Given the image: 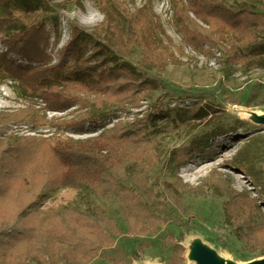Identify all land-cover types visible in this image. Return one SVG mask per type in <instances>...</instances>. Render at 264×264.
<instances>
[{"label":"rangeland","instance_id":"374dc122","mask_svg":"<svg viewBox=\"0 0 264 264\" xmlns=\"http://www.w3.org/2000/svg\"><path fill=\"white\" fill-rule=\"evenodd\" d=\"M107 1L118 17L116 26L130 37L120 50L99 34L105 18L95 26L88 19L89 12H102L98 0H48L51 11L46 15L43 42L46 59L30 62L7 56L33 67H50L63 57L71 61L73 52L66 55L65 48L75 29H82L104 44L118 64L130 66L152 82L149 91L137 104L112 101L108 94L79 92L82 102L51 108L44 97L21 87L3 70L2 55L8 45L0 30V111L32 106L43 119L38 124L17 123L0 115V139L3 144L32 139L83 140L115 126L140 129L144 142L153 144L154 151L146 161L126 169L124 176L129 181L124 187L146 197L150 209L134 224L139 231L133 234L128 231L134 223L132 197L124 192L104 196L87 188H53L41 198L39 211L50 213L65 206L86 211L95 205L115 219L122 233L113 235L114 245L103 249L90 264H170L173 246L167 245L169 236L183 245L185 264H197L190 252L194 243L203 244L211 260L219 264L264 257L260 244L249 246L238 236L251 233V223L248 208L236 196L246 189L264 213V185H255L256 180L264 181V63H231L227 59L230 46L224 41L208 54L187 44L175 24L177 0ZM219 2L230 10L247 8L264 15V0ZM132 13L151 15V47L130 23ZM191 17L208 27L193 13ZM35 20V14L23 18L26 26ZM258 34L264 41V30ZM92 51V44L83 50ZM88 115L91 117L85 119ZM6 260L0 255V264H9ZM26 264L50 263L33 260Z\"/></svg>","mask_w":264,"mask_h":264},{"label":"trees","instance_id":"16d2710c","mask_svg":"<svg viewBox=\"0 0 264 264\" xmlns=\"http://www.w3.org/2000/svg\"><path fill=\"white\" fill-rule=\"evenodd\" d=\"M98 1L105 14L99 34L119 49L130 37L116 26L118 17L108 1ZM50 8L48 0H0V30L8 45L6 54L2 55L3 70L8 77L44 97L51 108L64 109L82 102L84 98L79 92L108 94L112 101L121 99L137 104L152 82L148 83L130 66L118 64L104 44L96 42L82 29H75L74 37L65 48L66 55L73 52L71 61L63 57L53 66L33 67L16 63L7 56L15 55L30 62L46 59L43 42ZM191 13L208 27L197 24ZM32 14L36 20L31 26L24 25L23 18ZM174 16L185 42L197 51L208 54L224 41L230 46L227 59L231 63H264V41L258 34L264 30V15L260 12L247 8L230 10L219 0H177ZM129 19L140 34L145 35L148 47L154 45L151 15L143 17L132 13ZM88 44L93 47L89 54L83 52ZM7 58L10 62L5 60ZM0 115L9 116L17 123L38 124L43 120L32 106L7 113L0 111ZM77 127L82 129V126ZM143 136L140 129L115 126L83 140L32 139L3 144L0 139V255L5 256V260L8 258L9 264H26L33 260L50 264H90L103 249L114 245L113 235L121 234L122 228L98 206L91 205L86 211L67 206L50 213L39 211L41 198L53 188H87L104 196L126 193L132 197L133 215L130 217L134 220L128 231L138 233L139 228L134 224L150 209L149 200L138 195L135 189L124 187V182L129 181L124 173L130 165L146 161L153 153L154 145L144 142ZM255 185H264V181L256 180ZM236 196L248 208L251 223V233L240 232L238 236L249 246L261 245L264 254V243H261L264 213L259 201L251 198L246 189ZM260 235H263L261 240ZM167 245L173 246L169 263L185 264L183 245L172 242V236Z\"/></svg>","mask_w":264,"mask_h":264},{"label":"bare ground","instance_id":"6f19581e","mask_svg":"<svg viewBox=\"0 0 264 264\" xmlns=\"http://www.w3.org/2000/svg\"><path fill=\"white\" fill-rule=\"evenodd\" d=\"M194 250H191L190 252L193 255L194 260L197 264H219L215 260H211V256L206 249V247L203 244L200 243H194ZM228 264H264V257H261L259 259H255L249 262H230Z\"/></svg>","mask_w":264,"mask_h":264},{"label":"clouds","instance_id":"9594fccd","mask_svg":"<svg viewBox=\"0 0 264 264\" xmlns=\"http://www.w3.org/2000/svg\"><path fill=\"white\" fill-rule=\"evenodd\" d=\"M104 18H105L104 14L99 10L89 12L88 14V19L92 22L93 26H95L98 23H101L104 20Z\"/></svg>","mask_w":264,"mask_h":264}]
</instances>
